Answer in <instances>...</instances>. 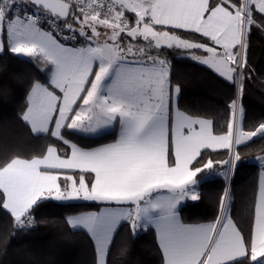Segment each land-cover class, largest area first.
<instances>
[{"label":"snow or ice","instance_id":"snow-or-ice-1","mask_svg":"<svg viewBox=\"0 0 264 264\" xmlns=\"http://www.w3.org/2000/svg\"><path fill=\"white\" fill-rule=\"evenodd\" d=\"M253 30L264 33V0H0V54L23 57L40 74L20 119L57 142L0 160V209L13 227H32L35 210L52 201L97 207L64 217L91 239L95 264H109L125 226L134 237L154 231L161 264H264V155L254 157L247 230L234 219L229 183L244 162L240 147L264 141V121L244 126ZM170 50L236 88L223 132L179 107ZM113 134L96 146L70 138ZM219 150L226 159L212 158ZM213 175L226 182L216 216L185 223L182 204L199 201Z\"/></svg>","mask_w":264,"mask_h":264},{"label":"trees","instance_id":"trees-1","mask_svg":"<svg viewBox=\"0 0 264 264\" xmlns=\"http://www.w3.org/2000/svg\"><path fill=\"white\" fill-rule=\"evenodd\" d=\"M190 38L198 40L199 36ZM248 44V64L254 72L251 80L244 81L246 130L264 121V33L253 30ZM166 56L172 65L171 79L181 86V110L193 115L205 113L213 120L215 130L223 132L228 119L227 104L236 88L211 69L187 59L186 55L170 50ZM39 75L23 57L0 54V160L12 155H40L49 144L57 143L54 138L34 135L20 119L28 85ZM70 138L81 146H96L111 142L115 134L96 140ZM239 151L244 162L238 163L231 180L233 216L247 230L250 218L244 210L252 198L260 170L254 157L264 155V141L254 139L249 147L242 145ZM225 152H214L212 158L226 159ZM224 170L217 169L218 172ZM225 184L221 175H213L205 181L200 187L201 199L187 201L181 208L183 221L204 223L212 220ZM91 209L97 207L69 208L48 202L35 210L36 223L24 229L14 228L10 214L0 209V264H95L91 239L83 231L72 230L64 221L69 214ZM121 248H127L123 255ZM109 264H161L154 231L141 232L134 237L126 226L123 227L110 251Z\"/></svg>","mask_w":264,"mask_h":264},{"label":"crops","instance_id":"crops-1","mask_svg":"<svg viewBox=\"0 0 264 264\" xmlns=\"http://www.w3.org/2000/svg\"><path fill=\"white\" fill-rule=\"evenodd\" d=\"M198 36V35H197ZM182 51V53H183V55H187L183 50H181ZM214 72V71H213ZM217 75V74H216ZM197 115H199V116H201V117H204V118H209L207 115H205V113H203V112H200V113H198ZM211 119V118H210ZM255 139V138H254ZM219 151H223V150H219ZM218 151V152H219ZM52 202H54V201H52ZM54 203H57V204H59V202H54ZM186 202H184L183 204H182V206H181V208L183 207V205L185 204ZM96 210H98V208L97 209H91V210H84V211H96ZM83 211V210H82ZM81 212V211H80ZM76 213H79V212H76ZM76 213H72V214H76ZM80 231H83V230H80ZM84 232V231H83Z\"/></svg>","mask_w":264,"mask_h":264},{"label":"rangeland","instance_id":"rangeland-1","mask_svg":"<svg viewBox=\"0 0 264 264\" xmlns=\"http://www.w3.org/2000/svg\"><path fill=\"white\" fill-rule=\"evenodd\" d=\"M175 51H177L178 53H180L181 55H183V53H182V51L181 50H175ZM255 161H257V160H255ZM258 163H259V161H258ZM260 164V163H259ZM232 176H233V174L231 175V177H230V181H229V183H230V186H231V180H232Z\"/></svg>","mask_w":264,"mask_h":264},{"label":"water","instance_id":"water-1","mask_svg":"<svg viewBox=\"0 0 264 264\" xmlns=\"http://www.w3.org/2000/svg\"><path fill=\"white\" fill-rule=\"evenodd\" d=\"M206 67V66H205Z\"/></svg>","mask_w":264,"mask_h":264}]
</instances>
